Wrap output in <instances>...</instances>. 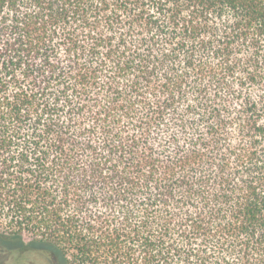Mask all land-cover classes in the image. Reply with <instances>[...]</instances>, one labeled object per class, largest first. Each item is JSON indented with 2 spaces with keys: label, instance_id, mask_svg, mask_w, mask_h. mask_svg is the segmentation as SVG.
Masks as SVG:
<instances>
[{
  "label": "trees",
  "instance_id": "16d2710c",
  "mask_svg": "<svg viewBox=\"0 0 264 264\" xmlns=\"http://www.w3.org/2000/svg\"><path fill=\"white\" fill-rule=\"evenodd\" d=\"M0 255L264 264V0H0Z\"/></svg>",
  "mask_w": 264,
  "mask_h": 264
},
{
  "label": "flooded vegetation",
  "instance_id": "af4514ba",
  "mask_svg": "<svg viewBox=\"0 0 264 264\" xmlns=\"http://www.w3.org/2000/svg\"><path fill=\"white\" fill-rule=\"evenodd\" d=\"M14 260V261H13ZM11 259L8 256H1L0 255V264H31L29 260L26 261H15V259Z\"/></svg>",
  "mask_w": 264,
  "mask_h": 264
}]
</instances>
